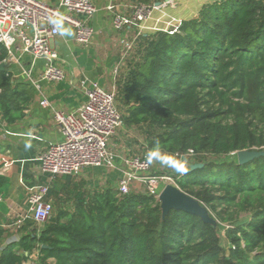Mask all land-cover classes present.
Here are the masks:
<instances>
[{
  "label": "trees",
  "instance_id": "trees-1",
  "mask_svg": "<svg viewBox=\"0 0 264 264\" xmlns=\"http://www.w3.org/2000/svg\"><path fill=\"white\" fill-rule=\"evenodd\" d=\"M142 39L139 59L117 85L123 125L142 129L149 151L192 154L176 184L213 219L230 222L228 248L219 223L179 209L164 216L160 200L144 191L74 186L67 208L61 193L72 176L64 175L46 196L55 203L51 217L40 231L34 221L23 225L0 264H264V154L244 164L237 156L264 152V0H219L177 32ZM27 90L0 71V111L9 123L22 117ZM4 234L0 228V240Z\"/></svg>",
  "mask_w": 264,
  "mask_h": 264
},
{
  "label": "built area",
  "instance_id": "built-area-1",
  "mask_svg": "<svg viewBox=\"0 0 264 264\" xmlns=\"http://www.w3.org/2000/svg\"><path fill=\"white\" fill-rule=\"evenodd\" d=\"M175 1L167 0L163 4L173 5ZM161 5L136 2L131 5L130 15L119 12L115 0L105 6L113 13V27L117 32L122 34L130 25L139 28L137 36L130 39L121 36L123 60L132 55L139 35L148 28V21ZM97 12L98 6L93 0H60L58 5L43 0H0V44L11 54L16 47L29 53L34 60H44V71L39 79L33 77L32 68L21 66L22 74L35 85L43 79L60 82L66 80L68 73L61 66L60 53L52 42L61 35V25L65 24L74 29V38L79 45L89 46L95 34L91 21ZM177 31L178 27L168 32ZM81 85L87 98L78 109L68 111L53 107V122L63 139L51 143L40 155L45 180L30 192L27 209L16 216L18 228L34 221L40 231L54 211L53 202L46 198L52 181L64 175L77 176L87 167L118 169L120 176L116 187L121 195L139 192L135 188L139 183L144 192L160 200L166 185L177 186L174 176L153 172L156 160L148 163L149 152L122 156L112 149L113 137L123 126L116 87H104L88 77ZM41 105L50 106V103L44 99ZM175 155L182 165L183 157L192 154ZM118 157L122 161L120 166Z\"/></svg>",
  "mask_w": 264,
  "mask_h": 264
},
{
  "label": "crops",
  "instance_id": "crops-1",
  "mask_svg": "<svg viewBox=\"0 0 264 264\" xmlns=\"http://www.w3.org/2000/svg\"><path fill=\"white\" fill-rule=\"evenodd\" d=\"M43 1L51 5H58L60 2V0ZM93 1L98 6V12L91 21L95 34L90 45L87 47L79 45L74 38V29L65 24L61 25V31H69L71 35H60L52 42L60 53L61 66L68 73L66 80L51 82L43 79L35 85L22 74L21 66L32 68L33 77L39 79L44 71V60H34L29 53L20 51L16 47L11 54L0 44V52L7 51L6 57L0 61L5 63L6 68L0 71L10 75L15 84H29V90L20 99V104L25 103V106L19 120L9 123L0 111V177L4 179L0 181V228L5 230L0 240V252L10 243L18 242L24 234L15 225L16 216L27 209L30 192L45 180V175L41 171L40 155L51 143L63 139L60 129L53 122V107L68 111L78 109L87 98L81 85L86 77L104 87L115 86L118 93V82L127 77L131 65L139 59L141 51L139 44L143 40L142 36L153 33L149 32L150 21L147 23L148 28L139 35L132 55L123 60L121 36L129 39L137 36L139 28L130 25L122 34L117 32L113 27V13L105 9L110 0ZM115 1L117 10L125 15L132 13L131 5L137 2ZM160 1L162 5L156 13L183 17L182 21L179 20V25L174 27L179 29L185 20L197 17L204 6L219 0H176L175 3L178 4L174 10L169 7L170 5L163 4L167 0ZM193 8L195 12L192 16ZM118 74L120 78L116 80ZM44 99L49 101L50 106L41 105ZM117 164L119 166L122 164L120 157L117 158ZM105 171L103 168L87 167L79 175L72 176V181L61 193L66 202L62 205H67V208L71 206L74 200L71 191H74L75 187L85 192L108 187L117 188L120 171L113 170L108 175H105ZM58 178H60L58 184L63 185L65 182L63 177ZM135 188L139 192L143 191L141 186ZM53 204L55 208V203Z\"/></svg>",
  "mask_w": 264,
  "mask_h": 264
},
{
  "label": "rangeland",
  "instance_id": "rangeland-1",
  "mask_svg": "<svg viewBox=\"0 0 264 264\" xmlns=\"http://www.w3.org/2000/svg\"><path fill=\"white\" fill-rule=\"evenodd\" d=\"M165 1V0H162ZM161 2V1H160ZM178 3H175L173 5H170L169 7L171 9L174 10V7L176 9ZM159 10V9H157ZM192 10V16L193 13L195 12V8L191 9ZM183 17H176L175 15L172 16L169 13H156V11H154L153 17L148 21V23L151 21V27L149 32H158L160 30H169V29H173L175 26L179 25L180 21H182ZM180 20V21H179ZM152 34V33H149ZM119 74L117 75V79L118 80ZM119 83V82H118ZM118 85V84H117ZM118 105V102H117ZM119 110L120 106L118 105ZM122 113V112H121ZM112 149L118 153L121 154L122 156H125L127 154H142V153H146L144 151L150 152L149 150H147V146L145 143V138L143 136V130L142 129H136V128H127L125 125H123L118 132L116 133V135L113 137L112 140ZM159 153H162L163 155L160 156L159 159L156 160V165L153 168V172H156L158 174H168L170 176H174V175H180L175 169L178 167H188L190 165V162H192L193 157H183V164H179L178 160L176 157H174L173 155L164 152L162 149L158 151ZM186 156V155H185ZM161 160H165L166 163L170 166H165V164L161 163ZM104 169V168H103ZM105 175H108V173H110L111 171H113L114 169H105ZM140 184L137 183L135 187H139ZM67 205H65L66 207ZM56 208H54L55 211ZM53 211V212H54ZM241 216H246V214H243ZM240 216V217H241ZM219 223V229L221 232V237H222V243L223 245L228 248V241L226 240L225 237V233H226V229L230 228V222H224V221H216L215 224ZM31 263V264H35ZM53 264V262L51 263Z\"/></svg>",
  "mask_w": 264,
  "mask_h": 264
},
{
  "label": "water",
  "instance_id": "water-1",
  "mask_svg": "<svg viewBox=\"0 0 264 264\" xmlns=\"http://www.w3.org/2000/svg\"><path fill=\"white\" fill-rule=\"evenodd\" d=\"M162 2H156V5H160ZM5 63H0V70H5ZM264 152L260 150H241L238 151L237 156L240 164H244L263 155ZM203 164H193L192 169L202 167ZM161 208L163 215L166 216L172 209L184 210L188 213L199 215L205 222L214 223L216 222L210 216L209 209L203 205L198 199L182 191L178 186L168 184L162 190L160 195Z\"/></svg>",
  "mask_w": 264,
  "mask_h": 264
},
{
  "label": "clouds",
  "instance_id": "clouds-1",
  "mask_svg": "<svg viewBox=\"0 0 264 264\" xmlns=\"http://www.w3.org/2000/svg\"><path fill=\"white\" fill-rule=\"evenodd\" d=\"M61 35H71V33L69 31H66V30H62L61 31ZM157 149H158V144H157ZM163 154L162 153H159L158 151L156 150H153V151H150L146 157L148 163H152L154 160H157L160 158V156H162ZM161 163L165 164V166H170L166 163L165 160H161L160 161ZM179 174H185L186 171H187V168L186 167H178L175 169Z\"/></svg>",
  "mask_w": 264,
  "mask_h": 264
}]
</instances>
